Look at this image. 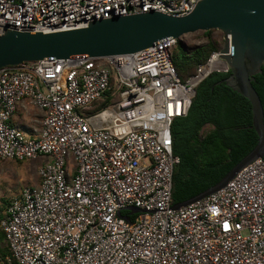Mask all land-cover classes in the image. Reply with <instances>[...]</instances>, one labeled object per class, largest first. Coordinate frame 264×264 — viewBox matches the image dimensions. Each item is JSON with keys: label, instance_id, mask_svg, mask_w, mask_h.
Listing matches in <instances>:
<instances>
[{"label": "built area", "instance_id": "2783aa9c", "mask_svg": "<svg viewBox=\"0 0 264 264\" xmlns=\"http://www.w3.org/2000/svg\"><path fill=\"white\" fill-rule=\"evenodd\" d=\"M198 1L0 0V34L151 10L184 15ZM176 42L0 68V160H40L38 183L0 210L6 264H264L263 158L173 208L172 122L186 116L199 83L230 70L218 57L222 36L182 79ZM24 101L43 112L34 135L12 121Z\"/></svg>", "mask_w": 264, "mask_h": 264}, {"label": "water", "instance_id": "95a60500", "mask_svg": "<svg viewBox=\"0 0 264 264\" xmlns=\"http://www.w3.org/2000/svg\"><path fill=\"white\" fill-rule=\"evenodd\" d=\"M210 29L222 32L218 57L230 69L224 82L251 103L258 139L218 183L173 205L179 208L219 190L242 167L264 155V110L251 83L264 64V0H199L184 15L153 10L113 15L88 21L84 27L49 33L4 29L0 34V68L25 61L132 54L172 39L180 41L187 33Z\"/></svg>", "mask_w": 264, "mask_h": 264}, {"label": "trees", "instance_id": "16d2710c", "mask_svg": "<svg viewBox=\"0 0 264 264\" xmlns=\"http://www.w3.org/2000/svg\"><path fill=\"white\" fill-rule=\"evenodd\" d=\"M213 30L203 31L209 39L207 43L190 50L177 40L171 55L174 67L182 79L218 48L219 42L211 37ZM228 75L229 71L214 72L206 77L196 87L186 116L172 122V151L179 157L172 178L173 205L218 183L257 143L251 103L226 85L224 79ZM251 83L264 110V64ZM206 125L211 128L203 132ZM1 200L2 207H5L9 200ZM7 256H11V252L0 229L1 264H6Z\"/></svg>", "mask_w": 264, "mask_h": 264}, {"label": "rangeland", "instance_id": "374dc122", "mask_svg": "<svg viewBox=\"0 0 264 264\" xmlns=\"http://www.w3.org/2000/svg\"><path fill=\"white\" fill-rule=\"evenodd\" d=\"M211 37L218 42L222 37V32L214 29ZM208 40L203 31L187 33L180 39L183 46L189 50L195 46L207 43ZM210 128V125L204 126L203 132ZM39 164L40 160H26L22 162L0 160V210L4 207H2L3 203L1 199L8 201L11 197L19 194L24 187L38 183L37 168Z\"/></svg>", "mask_w": 264, "mask_h": 264}, {"label": "crops", "instance_id": "0c3cea01", "mask_svg": "<svg viewBox=\"0 0 264 264\" xmlns=\"http://www.w3.org/2000/svg\"><path fill=\"white\" fill-rule=\"evenodd\" d=\"M43 112L24 101L16 111L12 121L20 129L34 135L41 128Z\"/></svg>", "mask_w": 264, "mask_h": 264}]
</instances>
